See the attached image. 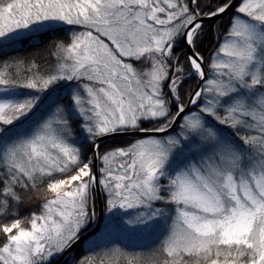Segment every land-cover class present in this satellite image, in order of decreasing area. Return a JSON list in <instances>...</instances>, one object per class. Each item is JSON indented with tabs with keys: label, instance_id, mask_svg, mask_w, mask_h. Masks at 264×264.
<instances>
[{
	"label": "snow or ice",
	"instance_id": "6c2138e0",
	"mask_svg": "<svg viewBox=\"0 0 264 264\" xmlns=\"http://www.w3.org/2000/svg\"><path fill=\"white\" fill-rule=\"evenodd\" d=\"M36 38L48 69L0 64V264H59L101 198L65 264H264V0H0V51Z\"/></svg>",
	"mask_w": 264,
	"mask_h": 264
},
{
	"label": "trees",
	"instance_id": "16d2710c",
	"mask_svg": "<svg viewBox=\"0 0 264 264\" xmlns=\"http://www.w3.org/2000/svg\"><path fill=\"white\" fill-rule=\"evenodd\" d=\"M215 43H216L215 39H212L211 45H215ZM46 44H47L46 40L42 38H36L32 40H27L26 42H23V43H18L14 45L13 47L5 48L2 51H0V64H2V62L5 59H8L10 57H17V56L21 58L35 57L37 61L40 63V70L44 71L48 69L53 62L51 58H49L47 61L45 60V57H47L48 55L47 52L43 51ZM203 47H204L203 55L205 56V59L207 60L209 55L212 54V47L210 46L208 41L205 42ZM5 53H7V56L4 55ZM36 53H39V55H36ZM190 83H194V82H190ZM130 139L131 138H117L114 141L110 140L109 144H111L113 147H125L127 146V143ZM43 200H44V194L41 193L34 204L21 209L22 214L28 215L31 211L38 210L39 205L43 203ZM96 212H97V217H98V205H97ZM104 218H105V215H104ZM103 224L104 223H102L98 232L95 233L90 238L96 236L100 232ZM90 238H88L77 249H75L70 255H68L61 264H65V261L74 260L76 257L82 256L83 254H85L89 246L88 240ZM153 239L154 237H151V238L144 237L143 239L131 238V239L125 240L124 243L126 244L128 248H134L136 250H140L141 247L151 244Z\"/></svg>",
	"mask_w": 264,
	"mask_h": 264
},
{
	"label": "water",
	"instance_id": "95a60500",
	"mask_svg": "<svg viewBox=\"0 0 264 264\" xmlns=\"http://www.w3.org/2000/svg\"><path fill=\"white\" fill-rule=\"evenodd\" d=\"M125 138H130V137H125ZM103 219H104V207H103V198H101L99 203H98V217H97V220L93 224L92 228L89 229V232L85 234L87 239L98 232V230L100 229V227H101V225L103 223ZM87 239H84L82 242H78L77 244H75L73 246V248L70 249L69 252L64 255L63 259L60 260L59 264H61L68 255H70L75 249H77Z\"/></svg>",
	"mask_w": 264,
	"mask_h": 264
},
{
	"label": "rangeland",
	"instance_id": "374dc122",
	"mask_svg": "<svg viewBox=\"0 0 264 264\" xmlns=\"http://www.w3.org/2000/svg\"><path fill=\"white\" fill-rule=\"evenodd\" d=\"M103 223H104V224H103V226H102L100 232H99L96 236L90 238V239L88 240V243H89L91 240L98 238V237L101 235V233H103L104 228H105V224H106V220H105V218H104ZM134 238H136V239H143L144 236H138V237H134ZM129 249H130V250H136V249H134V248H129ZM137 251H138V250H137Z\"/></svg>",
	"mask_w": 264,
	"mask_h": 264
}]
</instances>
